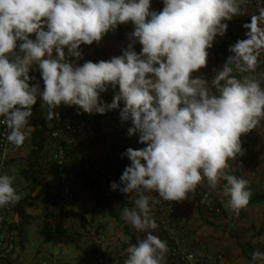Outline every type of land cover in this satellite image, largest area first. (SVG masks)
Segmentation results:
<instances>
[{
    "label": "clouds",
    "instance_id": "clouds-1",
    "mask_svg": "<svg viewBox=\"0 0 264 264\" xmlns=\"http://www.w3.org/2000/svg\"><path fill=\"white\" fill-rule=\"evenodd\" d=\"M245 3L163 0L162 10L155 11L151 0H0V123L10 144L19 148L30 136L29 118L39 96L47 120L59 119L54 109L62 103L90 115L119 109L120 122L131 121L127 136L138 135L146 145L121 154L130 165L123 172L115 169L122 173L119 183L110 182L134 204L123 207V220L146 233L128 246L123 264H164L169 248L153 234L158 228L153 204L187 200L205 179L237 215L250 202L249 181L237 175L242 165H233L245 154L242 135L264 121V72L256 71L264 64V6L242 25L246 38L228 48L232 55L219 71L213 69L210 82L192 77L206 67V49L225 34L226 21L246 13ZM129 21L133 31L121 55L102 60L91 52L100 56L93 60L98 62L72 61L82 57V44L88 51L87 45L99 44ZM33 64L42 91L39 82L30 83ZM109 87L114 94L106 103L101 93ZM13 182V176L0 174V207L20 201ZM151 192L157 195L146 194ZM71 194L70 200L60 194L66 204ZM201 203H210L208 194ZM251 264H264V252L253 251Z\"/></svg>",
    "mask_w": 264,
    "mask_h": 264
},
{
    "label": "crops",
    "instance_id": "crops-1",
    "mask_svg": "<svg viewBox=\"0 0 264 264\" xmlns=\"http://www.w3.org/2000/svg\"><path fill=\"white\" fill-rule=\"evenodd\" d=\"M260 4L261 6H264V0H260L254 4H251L250 0H246V3L242 5V8L245 9L246 13L243 16H236L232 20L226 21L228 28L225 34L222 37H215L212 48L206 49L209 53L206 67L199 69L193 78L196 76H203L209 82L212 80L215 75L213 69L219 71L226 58L229 55H232V53L228 51V48L235 44L238 39L246 38L244 33L247 30L244 29L242 25L244 23H250L251 15H258V5ZM150 10H162L158 0H151ZM131 31H133V24L131 21L127 24L118 25L116 31L107 33L104 37H102L99 44L93 42L92 45H87L89 47L88 53L95 52L100 54L102 56V60H109L114 56L121 55V49L125 48L129 43L127 34ZM138 43L139 42L135 43L133 46L136 52L139 50ZM220 47H222V51L220 50ZM92 62L95 63L98 61ZM36 71L37 67L33 64L30 68L29 75L35 77L34 81L39 82L40 89L42 91L44 87L43 81L41 75L38 74V71ZM256 71L258 73L264 72V64H262ZM112 98L113 94L101 95V99H103L106 103H111ZM37 104L41 108L44 125L46 128H49L50 122L45 117L47 105L43 103L39 96L37 97ZM121 107H123V104H121ZM111 112L119 114V109L112 110ZM62 113L64 117L73 120H77L80 117L91 119L94 115H96V113L90 115L84 113L81 109L70 108L65 105L62 107ZM33 116L34 111L33 115L29 118L28 126L31 127L32 130L34 127L32 122ZM129 123H131L130 120L121 123L120 119H103V126L99 134L101 137L100 142L94 146L89 157V161L86 163L84 169V171L86 170V175L91 180H95L102 192L109 197L114 213L117 218L125 224L127 231L121 226H118V223L109 217V215L107 218L104 217L103 214L108 213L102 208L95 206L92 199V191L85 189L83 181L77 178V176L76 178L74 177V167L76 168L81 157L86 156L85 147L92 136L91 129L88 125L83 124L84 129L82 135L74 141L73 145L68 147L66 152V174L69 186L73 193V199L71 202H68V205L73 210H78L79 212L85 211L88 218L92 220V226H98V228H101V231L105 236V243L102 244V247L104 246L102 251L105 252V256L101 260H98L97 262L93 258H87L86 255L80 254L79 258H75L74 263L71 262L73 264H116L112 258L116 255V252L118 253L120 250H123V253L120 252L121 256L117 264H123L127 256L126 249L130 244H135L130 242V236H133L135 240L143 239L146 236L145 232L135 230L130 224L123 220L121 216L123 208L120 203L116 202V200L124 195L118 190L114 191L110 188V182L119 183V177L122 174L110 166L114 141L112 134ZM25 130H27V128ZM30 138L31 134L28 138H26L25 146L22 152L13 157L9 166L10 175L14 177L13 187L16 189L17 193L21 195V198L28 194V188L26 183L17 175L16 172L23 166L25 157L30 150ZM248 138H252L257 147L250 158V165L252 167L251 171H254V175H251L250 173H243L241 170L237 173V175H240L242 178L249 181V187L252 191L250 202L246 208L240 210L238 215L234 213L227 204L228 198L221 197L217 194V191L209 188L206 179L197 186L195 194H189V199L176 204V212L172 219L173 225L177 229L179 235L188 241L190 246L197 252L200 264H217V257L219 254L224 255L225 264H251V253L253 251L258 250L264 252V121H261V124L251 132L242 135L241 140L243 149L244 142ZM53 145L54 142L49 143L47 149L41 154L42 158L48 154V152L53 148ZM131 148L135 150L143 148V146L132 145ZM242 163L243 156H240L237 157L233 166L236 164L242 165ZM42 173L50 184L51 189L53 191L57 190L58 188L52 169L43 167ZM223 183L225 182L221 181V184ZM203 189H207L218 195V211L213 213L207 212L205 203H201L203 196L198 194V191ZM35 192H32L31 198L29 199L30 205L25 207V211L33 216L35 214H40V216L43 217L41 213L42 209L45 208H42L41 206L42 209L40 208L39 211L36 210V212L32 208L34 196L37 195L39 198L41 197V194ZM149 196L154 195L152 193ZM151 207L153 209L154 204ZM93 210L95 212H93ZM61 219L63 220L59 221L56 219L58 224L55 226L61 225L65 228V218ZM125 231L128 234H126ZM152 231L154 235H158L162 240L167 241L168 248L170 250L171 242L159 226L157 229ZM54 237L58 239V234ZM28 239L29 227L25 230L22 240H20L18 236L17 248L11 258L16 259L18 252L20 253L25 248V240ZM58 248L60 247L58 246ZM60 249L52 252L54 259H57L58 257L62 258L64 255H61V253L63 254L67 251L65 248ZM11 258H9L8 263ZM80 258L83 259L80 260ZM66 259L68 260L69 256L66 257ZM0 264H5V262L0 260ZM164 264L179 263L170 257L168 251Z\"/></svg>",
    "mask_w": 264,
    "mask_h": 264
},
{
    "label": "built area",
    "instance_id": "built-area-1",
    "mask_svg": "<svg viewBox=\"0 0 264 264\" xmlns=\"http://www.w3.org/2000/svg\"><path fill=\"white\" fill-rule=\"evenodd\" d=\"M158 1L163 8V0ZM259 1L260 0H250V3L254 4ZM29 38L35 39V34H30ZM80 50L83 53L82 57L80 59L75 58L72 60L78 65H82L85 61L100 59L99 55H94V53L91 52L88 53L86 45L82 44L80 46ZM140 51L141 50H138L137 53ZM195 74L196 72L192 74V77ZM116 91H118V86ZM105 94H114V90L109 87L105 93H101V95ZM63 106L64 104L62 103L58 108L54 109L55 112L59 113V119L49 120L50 127L48 128V131H46V142L43 151L47 149L50 142H54V145L44 158H42V155H40V162L42 168L48 167L52 169L58 192L63 195L65 199L70 200L72 198V194L66 176V152L68 147L73 145L74 141L82 135L84 126L83 123L78 120L64 117L62 113ZM70 108L77 107L72 106ZM47 111L48 108L46 109L45 117ZM130 126L131 123L126 124L124 127L116 130L112 134L114 141L110 166L113 169H117L121 172H123L125 166L130 165V161L127 159V157L125 156L122 158L121 154L124 153L128 147H132V145L146 147V145L138 142V135H133L132 137L127 136V128ZM7 131L8 129L6 126L0 123V174L7 173L10 175L9 166L13 160V157L22 152L25 142L23 146L19 148L10 144L6 139ZM256 149V144L252 138L245 140V154L243 155L241 169L243 173H250L251 175H254V171H251L252 167L250 165V158ZM198 194L201 196L208 194L210 203H205L207 212L213 213L218 211V195H216V193L207 189H203L199 190ZM153 195L156 196L157 194L154 192ZM15 204H9L0 207V260L4 261L6 264L8 263L9 258H11L12 254L15 252L18 244V235L16 231L11 228V225L16 223L18 219L15 212ZM176 204L177 202L175 201H162L159 204H154L152 215L159 228L167 235V238L171 242L169 250L170 257L179 264H200L197 257V252L190 246L188 241L179 235L177 229L173 225L172 219L176 212ZM89 231L90 235L94 238L102 239V235L95 229H90ZM217 264H225L223 254L218 255Z\"/></svg>",
    "mask_w": 264,
    "mask_h": 264
},
{
    "label": "trees",
    "instance_id": "trees-1",
    "mask_svg": "<svg viewBox=\"0 0 264 264\" xmlns=\"http://www.w3.org/2000/svg\"><path fill=\"white\" fill-rule=\"evenodd\" d=\"M139 49H142V45L138 43ZM222 51V47H220ZM224 52V51H223ZM36 66V65H35ZM37 67V66H36ZM38 74L40 71L37 67ZM36 71V72H37ZM40 77V75H39ZM38 77V78H39ZM38 80V79H36ZM30 81V83H36V81ZM34 116H33V130L31 132L30 138V150L25 157L23 166L17 170V175L26 183L28 188V194L21 198L19 202L15 204V212L17 214V222L11 225V228L16 231L17 235L19 236L20 240L23 239L25 230L31 225L34 221L35 217L25 211V207L30 205L29 199L31 198L32 192L39 191L41 193L40 200L45 204H49L53 207L58 209V216L61 218H77L81 225L86 224V219L84 215L80 214L73 209H68L66 206V200L58 193H54L51 190L50 184L45 179L42 173V165L40 162V155L44 149L45 142H46V131L48 128L45 127L44 121L41 114V108L36 103L33 106ZM103 119L109 120H118L119 114L113 113L111 111L101 115L96 114L91 119H86L83 117L78 118L83 124H86L91 129V139L87 143L85 147V159L80 161L78 165V170L76 173L77 178L83 181L84 188L87 190L92 191V199L96 207H100L105 210L109 217L114 219L118 224L124 227L126 230L125 224L120 221L116 214L114 213L112 203L102 190L100 189L99 185L96 183L95 180H91L84 171L85 164L89 161V157L95 145L100 142V131L103 126ZM154 192L146 193L147 195H151ZM132 194H129L131 196ZM125 201L124 205L132 207L134 204L132 203L131 199L127 198L125 194ZM257 201V200H255ZM254 201V202H255ZM98 227H96L97 229ZM99 229V228H98ZM127 231V230H126ZM125 231V232H126ZM126 234H128L126 232ZM130 236V235H129ZM137 240L134 239L133 236H130V242L136 243Z\"/></svg>",
    "mask_w": 264,
    "mask_h": 264
},
{
    "label": "rangeland",
    "instance_id": "rangeland-1",
    "mask_svg": "<svg viewBox=\"0 0 264 264\" xmlns=\"http://www.w3.org/2000/svg\"><path fill=\"white\" fill-rule=\"evenodd\" d=\"M85 157H81L80 161L85 159ZM78 165L76 168L74 167L73 170L75 178ZM35 193L41 194L39 191H36ZM123 195L124 196H121V198L119 197L116 200V202L121 204V207L124 205L123 203L126 199L125 194ZM42 203L43 202H41L39 196L35 195L32 208L35 212L36 210L39 211L41 206L42 208H45H41V215H43V217L40 216V214L34 215L35 219L29 226V239L25 240V248L20 253L18 252L16 259L11 258L8 264H70L71 262L74 263L75 258H79L80 254H84L87 258H93L98 262V260H101L105 256V252L102 251V248L104 247H102V244L105 243L104 233L101 231V228H97L99 230L98 233L102 235V239L94 238L90 235L89 230L95 229V227L92 226V220L88 218L85 211L79 212L78 210H74L84 215L86 224L81 225L77 218H65V228H63L61 225L55 226L58 224L56 219L59 221L63 220L58 216V209L49 204L43 203L45 204L43 205ZM66 206L68 209H72L68 204H66ZM93 212L95 211L93 210ZM103 215L105 218L108 217V214ZM118 226H121L124 229L122 225L118 224ZM56 234H58V239L54 237ZM58 246L61 249L65 248L67 251L63 254L61 253V255H64L62 258L58 257L57 259H54L52 252L60 249ZM120 252L123 253V250H120L118 253L116 252V255H114L113 258L111 257L116 264L120 259ZM68 256L69 259L67 260L66 257ZM81 259L83 258H80V260Z\"/></svg>",
    "mask_w": 264,
    "mask_h": 264
}]
</instances>
